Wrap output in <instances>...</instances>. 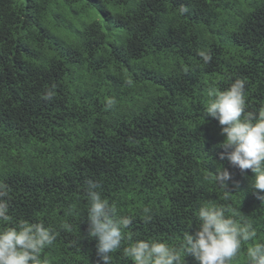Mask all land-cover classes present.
<instances>
[{
	"label": "trees",
	"instance_id": "1",
	"mask_svg": "<svg viewBox=\"0 0 264 264\" xmlns=\"http://www.w3.org/2000/svg\"><path fill=\"white\" fill-rule=\"evenodd\" d=\"M236 78L246 80L247 111L258 112L264 0H0V181L14 222L59 232L44 252L50 264H97L85 211L91 179L132 217L134 239L177 245L199 225L201 203L235 210L257 230L231 262L247 264V248L264 242V203L250 170L219 159L222 126L205 114L208 89ZM218 164L232 174L227 200L207 179ZM125 246L113 264H133ZM185 264L197 262L189 255Z\"/></svg>",
	"mask_w": 264,
	"mask_h": 264
},
{
	"label": "clouds",
	"instance_id": "2",
	"mask_svg": "<svg viewBox=\"0 0 264 264\" xmlns=\"http://www.w3.org/2000/svg\"><path fill=\"white\" fill-rule=\"evenodd\" d=\"M189 11L182 4L178 14L183 16ZM204 64L212 60L210 50L198 52ZM246 80L236 78L229 87L220 90L211 87L207 91L208 102L205 114L218 121L224 137L219 147L223 151L220 160H227L241 173L250 170L253 175V190L256 198L264 203V106L258 112L247 111ZM55 85L45 89L42 99L54 98ZM116 101L107 100L112 107ZM219 165V164H218ZM211 180L224 192V199L230 198L228 181L232 174L227 168L216 167L210 172ZM235 184V182H234ZM101 184L94 180L86 181L87 200V238L95 239L97 264H113V254L123 247L125 257L133 264H185V257L191 256L197 264H231L241 252L244 243L255 240L257 230L250 222L235 218V210L211 201L203 202L197 209L199 225L191 234H183L177 245L159 239H134L129 231L133 224L131 216L119 213L117 206L102 195ZM75 206H70L71 215ZM10 209L9 186L0 181V264H50L44 256L45 249L53 245L59 232L43 221L14 222ZM143 221L152 220L151 208L142 209ZM226 213H231L226 215ZM67 228L66 223L60 225ZM247 264H264V242L253 243L246 250Z\"/></svg>",
	"mask_w": 264,
	"mask_h": 264
},
{
	"label": "rangeland",
	"instance_id": "3",
	"mask_svg": "<svg viewBox=\"0 0 264 264\" xmlns=\"http://www.w3.org/2000/svg\"><path fill=\"white\" fill-rule=\"evenodd\" d=\"M94 19L100 20V17L99 16H95Z\"/></svg>",
	"mask_w": 264,
	"mask_h": 264
}]
</instances>
